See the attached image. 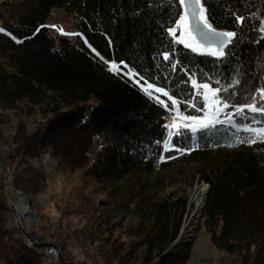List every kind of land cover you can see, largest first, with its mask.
I'll return each mask as SVG.
<instances>
[{
    "label": "trees",
    "instance_id": "1",
    "mask_svg": "<svg viewBox=\"0 0 264 264\" xmlns=\"http://www.w3.org/2000/svg\"><path fill=\"white\" fill-rule=\"evenodd\" d=\"M202 3L208 21L236 34L223 56L193 51L169 33L182 15L179 0L0 2V28L6 30L0 32V106L44 102L47 107L41 129L28 132L20 126L19 162L36 151L42 136L40 142L70 172L83 171L98 182L112 183L152 176L156 190L137 194L139 219L125 230L128 243L114 249V263L105 257V264H188L190 248L177 241L188 194L162 192L187 178L209 186L200 223L210 244L228 255L227 264H264V139L236 127L264 126V114L244 107L254 101L257 107L264 104L259 95L264 89V0ZM52 8L59 18L63 12L68 18L76 16V38L49 31L45 23ZM105 61H123L139 74L136 78L163 88L178 102L179 112L189 115H202L205 109L196 85L220 88L217 98L229 107L219 120L231 116L232 122L195 132L175 129L166 148L164 116L172 110L171 100L165 98V107L133 78L110 71ZM237 108H244L243 113ZM97 134L104 146L91 160ZM39 174L33 172L32 179H40ZM3 197L0 182V264H36L22 242L4 237ZM78 203L79 213L84 206L85 213L92 209L82 193ZM60 242L65 247L63 238Z\"/></svg>",
    "mask_w": 264,
    "mask_h": 264
},
{
    "label": "rangeland",
    "instance_id": "2",
    "mask_svg": "<svg viewBox=\"0 0 264 264\" xmlns=\"http://www.w3.org/2000/svg\"><path fill=\"white\" fill-rule=\"evenodd\" d=\"M63 13L62 17L55 19L52 24L57 29H63V32L67 33L65 35H70L68 32L70 21L66 12ZM173 28L177 29L176 36H174L177 40L181 29L177 24ZM262 29H264V17H262L260 25V30L264 35ZM183 45L186 46L185 44ZM1 60L0 58V62ZM137 79L136 77L133 78L134 81ZM141 84H144V82L141 81ZM206 91L208 92L209 100L204 101L205 105L208 104L209 107H205L202 115H189L178 110L179 116L211 117L216 107L211 103L213 99L211 92L198 87V85L195 87V92L199 94ZM153 96L167 102L165 101L167 97H164L161 93L153 92ZM202 97L204 98L203 95ZM174 113L177 114L176 111ZM220 114L221 112L217 117L218 119ZM222 121L228 122L226 117ZM183 123L193 122L181 120L180 124ZM261 127L264 126L257 128ZM103 146L104 138L102 135L97 134L90 150L91 160L95 158L97 152ZM157 168L158 165H156L155 169ZM25 176L28 179L29 194L32 195V200L37 207L39 216L38 221L33 223L31 228H34V232L38 236L49 237L51 239L47 238L46 240L55 241L60 245V239L63 238V244H65V247L61 248L63 253L67 255L70 261L85 264H105V257L109 261L115 262L116 253L114 249L118 246L123 247V244L128 243L129 237L125 236V230L131 225H136L139 219L140 206L136 198L137 194L150 195L156 190L150 175L144 174L139 180L129 177L113 183L98 182L92 178L90 173L86 174L83 171L80 174L73 173L63 164L55 178L53 176L49 177L51 180L49 188L44 185L42 179H32L33 171L27 172ZM197 185H201V182L198 183L197 179L191 181L187 178L185 181L181 180L177 184L170 185L168 189L164 188L162 192L173 190L178 193L184 192L188 194L189 202L193 189ZM81 193L85 196V199L92 202V209L88 213H85L87 206L82 208L84 209L83 213H79L78 200ZM188 202L177 238V241L190 248L191 254L188 264H213L215 260L219 264H227L228 255L214 249L210 244L209 235L200 223L199 214H201V210H199L198 216L193 219L192 223L184 229L183 226L187 218L191 217L188 215L186 218ZM191 205L189 211L194 212L195 210L192 209ZM50 233H53V236H50Z\"/></svg>",
    "mask_w": 264,
    "mask_h": 264
},
{
    "label": "bare ground",
    "instance_id": "3",
    "mask_svg": "<svg viewBox=\"0 0 264 264\" xmlns=\"http://www.w3.org/2000/svg\"><path fill=\"white\" fill-rule=\"evenodd\" d=\"M68 19L70 21L68 28H73L70 35L76 38L79 34V29L73 22V15L69 16ZM46 108L44 102L40 104L20 102L16 107L12 108L0 106V141L5 145L7 153L12 156L9 159H5L4 171L5 173H14V176H7L3 173V168L0 165V182L4 192V197L2 198L4 215L1 220V230L4 232V237L8 242H22L25 247L29 248L34 254V262L36 264H65V261L69 262L67 264H85L70 261L63 253L60 244L55 241L42 239L41 236L34 232V228H31L33 223L38 221L39 216L37 207L33 203L32 195L29 194L26 176L22 173L24 171H38L40 179L49 188L51 184L49 177L53 176L55 178L61 168V163L53 150L43 142H40L42 136L39 137L36 143V151L27 154L24 162H19L18 132L20 126L28 132L41 129ZM37 110H40L41 122L37 120ZM12 112H19L15 122L9 119L8 113ZM26 124H31V127H26ZM205 190V185H197L193 189L191 207L197 212L200 210ZM193 219L194 217H189L186 220L184 229L192 223ZM212 247L216 249L215 246L212 245ZM40 249L44 250V252H54V254H51V261H46ZM213 264H219V262L215 260Z\"/></svg>",
    "mask_w": 264,
    "mask_h": 264
},
{
    "label": "snow or ice",
    "instance_id": "4",
    "mask_svg": "<svg viewBox=\"0 0 264 264\" xmlns=\"http://www.w3.org/2000/svg\"><path fill=\"white\" fill-rule=\"evenodd\" d=\"M179 3L184 6V13L180 16L179 20L176 21V24L181 29L180 36L177 37L178 43H183L186 45V47L191 48L193 51L203 52L206 51L211 55L214 56H223L224 55V47L231 42V38L234 37L236 34L234 32H217L213 27L212 24L208 21L207 16V10L204 7V4L202 3V0H179ZM237 19H240L242 21V18L238 17ZM6 30L3 28H0V32H5ZM62 34H67L63 32V29H58ZM169 33L173 36H176V28H170L168 29ZM264 31V29H262ZM11 36V33H7ZM14 40L16 37H12ZM201 41H204L206 43H201ZM17 43H22V40H16ZM218 45V47L214 46ZM91 47V46H90ZM93 52H95V49H92ZM96 55L99 56L100 54L96 52ZM165 59H169V56L165 54ZM101 59H104L101 57ZM109 63V70L114 73H121L123 72L124 75H127L129 77H135L138 76V73H134L133 70L128 68V65L125 64L123 61L120 63H116L115 61L108 62ZM175 67V65H173ZM124 69H128V71L124 72ZM141 80H143V77H140L139 79L135 80V83L140 85V87L143 89L145 93H147L149 96L153 95V92L155 93H161L163 96L168 97L169 100H171L173 105V111L177 112V115H180L178 112V102L173 99L167 91H165L163 88L155 87L153 84L147 83L146 81L144 84H141ZM193 85H196L195 79L192 80ZM239 81H235L234 84H238ZM231 86V85H230ZM198 87L203 88L205 90H208L211 92V96L213 97L211 103L212 105H215V111L212 114L211 117H205V118H198L195 116L192 117H184L180 116V119L182 121L189 120L193 123H183L178 124L173 119L172 123L168 126L170 129H179L180 127L188 128L192 132H195L197 128H208L210 126H214L216 123H224V121L219 120L217 117L220 112H222L225 108L229 107V105L224 102L221 106V100L217 98V94L222 91L220 88L211 89L210 85L205 83L203 85H198ZM204 96V100H209L208 92L201 93ZM260 99L264 100V89L260 90ZM156 99L163 104L165 107H168L167 104H165L164 101L159 100V97H156ZM195 107V105H192ZM205 107H209L208 104L205 105ZM244 107H246L250 112L252 113H261L264 114V104H261L259 107H257L256 102L246 104ZM203 110V109H201ZM244 111V108H237L236 112L242 114ZM226 120L228 122H232L231 116L226 117ZM233 126H236L235 124ZM237 131H245L254 134L255 138L264 139V127L261 128H253L251 125H243L236 126ZM173 135L172 131H169V139ZM245 142H255V139L252 140H246ZM167 141L165 142V146L167 148Z\"/></svg>",
    "mask_w": 264,
    "mask_h": 264
},
{
    "label": "built area",
    "instance_id": "5",
    "mask_svg": "<svg viewBox=\"0 0 264 264\" xmlns=\"http://www.w3.org/2000/svg\"><path fill=\"white\" fill-rule=\"evenodd\" d=\"M60 17L59 13H55V9L52 8L51 9V16L48 17L46 19V27L49 29V31L56 37H59L62 35V33L60 31H58V29L53 26V21L55 19H58ZM77 21V18L75 15H73V22H76ZM73 31V28H68V32H72ZM19 112H23V111H19ZM19 112H12V113H8L9 114V119L10 121H14L16 120V117L18 116V113ZM37 120H39L41 122V115H40V110H37ZM175 118L176 122L178 124L181 123V119H180V116L177 115L176 113L174 112H170L168 113L167 115L164 116V121L166 122L167 124V132L169 133V131H172L173 132V129H170L168 126L172 123L173 119ZM26 127H31V124H26ZM10 157H12L11 155H9L5 149V145L0 141V165L1 167L3 168V173L6 174L7 176H14V173H5L4 171V164H5V159H9ZM6 201V200H5ZM7 202V201H6ZM42 250V249H40ZM56 250H58L56 248ZM51 254H54V252H44V250H42V255L43 257H45L46 261H51ZM69 262H66L65 261V264H67Z\"/></svg>",
    "mask_w": 264,
    "mask_h": 264
},
{
    "label": "water",
    "instance_id": "6",
    "mask_svg": "<svg viewBox=\"0 0 264 264\" xmlns=\"http://www.w3.org/2000/svg\"><path fill=\"white\" fill-rule=\"evenodd\" d=\"M181 5V4H180ZM205 7V6H204ZM183 13H184V6L183 5H181V14L183 15ZM209 23H211L210 21H209ZM212 24V23H211ZM212 27L217 31V32H231V31H229V30H225V29H222V28H218V27H216V26H214L213 24H212ZM201 43H206V42H204V41H201ZM214 46H216V47H218V45H214ZM227 46V45H226ZM225 46V47H226ZM225 47H224V49H225ZM224 49H223V51H224ZM204 52H206V51H204ZM208 53V52H207ZM197 181H198V179H197ZM201 185H205L206 186V190H205V193H204V197H203V201H202V204H201V207H200V210L202 211V209H203V206H204V199H205V197H206V193H207V191H208V184L206 183V182H204V181H201ZM191 199H192V196L190 197V199H189V202H188V210H187V213H186V218L188 217V215L189 216H191V217H197L198 216V213L200 212V211H194V212H190L189 211V209H190V205L192 204V201H191ZM201 213V212H200ZM200 215V214H199ZM187 219H189V218H187ZM184 227V226H183Z\"/></svg>",
    "mask_w": 264,
    "mask_h": 264
}]
</instances>
